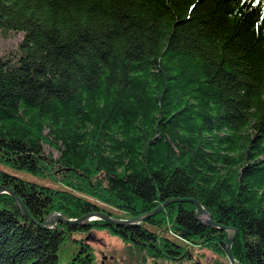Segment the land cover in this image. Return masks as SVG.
<instances>
[{
  "label": "trees",
  "instance_id": "16d2710c",
  "mask_svg": "<svg viewBox=\"0 0 264 264\" xmlns=\"http://www.w3.org/2000/svg\"><path fill=\"white\" fill-rule=\"evenodd\" d=\"M0 264H98L88 236H119L144 264L192 246L264 264V0H0ZM48 145L58 152H44ZM156 214L132 224L104 218ZM171 203V204H170ZM165 262V263H163Z\"/></svg>",
  "mask_w": 264,
  "mask_h": 264
},
{
  "label": "rangeland",
  "instance_id": "374dc122",
  "mask_svg": "<svg viewBox=\"0 0 264 264\" xmlns=\"http://www.w3.org/2000/svg\"><path fill=\"white\" fill-rule=\"evenodd\" d=\"M21 39V32H2L0 30V58L14 60L17 57V49ZM44 152L46 154L51 153L54 157L58 156V152L48 145L44 146ZM0 170L29 182L56 187V184L47 178L31 174L25 170L14 169L1 163ZM198 215L203 220L207 218V214L202 212ZM88 241L94 248L98 264H144L141 256L129 249L119 236L110 234L106 230H93L88 236ZM192 249L194 251L193 254L196 251L199 253L195 254L190 262L184 261L181 264H212V261L216 259V255L207 249H201L198 246H192Z\"/></svg>",
  "mask_w": 264,
  "mask_h": 264
},
{
  "label": "water",
  "instance_id": "95a60500",
  "mask_svg": "<svg viewBox=\"0 0 264 264\" xmlns=\"http://www.w3.org/2000/svg\"><path fill=\"white\" fill-rule=\"evenodd\" d=\"M0 192H8L10 193L13 198L16 200L19 208L21 209L22 213L29 217L31 219V216L29 215V212L27 211V209L25 208L24 204L21 202L20 198L18 197V195L15 193L14 190L8 188V187H4V186H0ZM177 200H181L180 198H169L167 200H165L162 204L156 206L154 209L150 210L149 212L140 215V216H136L133 218H116L114 216L108 215L104 212H100V211H94V212H89L85 215H82L81 217L78 218H74V219H70L67 217H64L60 214H55L53 216V218H50L49 220L46 221V224H54L57 220L63 221V222H67V223H71V224H77V223H85L86 221H88L89 219H93L95 217H100V218H104L106 220L115 222V223H119V224H132V223H136V222H141L143 221L147 216L156 214L158 211H160L165 205H167L169 202L172 201H177ZM196 204H197V214L199 213H204L207 214V218H205L204 220L200 218V220L204 223L207 224H213L221 229H225L227 232V242L225 245V249L227 252L228 257L230 258L232 264H240L235 257L233 256L232 250H231V244L233 242L234 236L237 233V229L233 228V227H226V226H222V225H218L211 217V214L203 207V205L195 199H192Z\"/></svg>",
  "mask_w": 264,
  "mask_h": 264
},
{
  "label": "bare ground",
  "instance_id": "6f19581e",
  "mask_svg": "<svg viewBox=\"0 0 264 264\" xmlns=\"http://www.w3.org/2000/svg\"><path fill=\"white\" fill-rule=\"evenodd\" d=\"M173 203V202H172ZM171 204V203H170ZM204 216V215H203Z\"/></svg>",
  "mask_w": 264,
  "mask_h": 264
}]
</instances>
